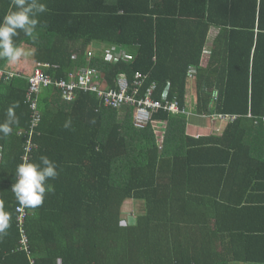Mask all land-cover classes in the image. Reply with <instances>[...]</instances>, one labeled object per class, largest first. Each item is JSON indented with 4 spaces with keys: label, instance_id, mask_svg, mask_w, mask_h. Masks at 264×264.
<instances>
[{
    "label": "trees",
    "instance_id": "1",
    "mask_svg": "<svg viewBox=\"0 0 264 264\" xmlns=\"http://www.w3.org/2000/svg\"><path fill=\"white\" fill-rule=\"evenodd\" d=\"M41 2L47 11L33 35L21 31L14 39L35 67L48 65L45 75L66 79L92 67L108 89H119L122 77L132 87L140 75L141 95L155 84L153 97L160 99L170 83L171 100L184 108L188 70L195 68L198 114L220 125L219 115L235 119L225 123L221 135L195 139L185 136V115L162 110L145 129H137L127 106L107 108L97 94L80 90L68 102L57 88H44L30 162L47 156L57 164L58 176L48 180L53 191L42 205L25 206L29 215L22 224L11 188L25 154L20 133L30 126L26 95L33 72L0 80V123L14 104L18 120L9 135L0 133V201L9 214V227L0 234V264H138V256L159 248L154 234L167 227L157 225L158 218L184 225L192 219L191 232H207L198 206L188 209L205 198L213 202L209 220L222 230L235 212L251 229L250 222L264 219L263 208L254 207L250 197L264 190V0ZM11 3L0 0V19ZM108 54L119 61H109ZM162 121L168 123L164 145L156 134ZM173 146L181 148L178 153H169ZM199 182L205 191L194 189ZM130 199L142 202L145 212L136 225H122V207Z\"/></svg>",
    "mask_w": 264,
    "mask_h": 264
},
{
    "label": "crops",
    "instance_id": "2",
    "mask_svg": "<svg viewBox=\"0 0 264 264\" xmlns=\"http://www.w3.org/2000/svg\"><path fill=\"white\" fill-rule=\"evenodd\" d=\"M206 59L204 58L202 61L203 67L206 66ZM5 70L8 71L7 67ZM194 81L195 80H189L188 84L190 90L192 91L191 96L194 99V103L189 105L187 96L185 105L187 106V109L191 107L196 108L195 103L197 95L193 88ZM214 94L213 100H215ZM193 115L195 116L188 117L190 121H188V118L183 121L184 125L182 124V126L185 131V136H189L192 130H194L195 137H206L211 136V134L221 135V132L225 128V125H220V123L217 122L214 127L219 129V133H215L214 129H212L210 135L204 136L200 133L196 135L197 128L195 125L202 120L199 119V117H205L203 122L207 124L202 125H211V123L209 121L210 119L206 115L198 114V112ZM203 127H201L200 130H204ZM167 132V122L157 124L156 134L160 144L164 145ZM252 146H257L255 139H252ZM174 149H176V146L171 147V150ZM211 174L212 173H205L204 175L207 176ZM193 184L195 190L205 191V187L202 186L200 182L198 184ZM248 193H250V191H248ZM257 193L258 194H250L254 204L253 206L263 208L264 211V190L258 189ZM228 194L230 193L228 192L227 195ZM251 195L258 198L257 203H255V197H252ZM205 199L206 201L203 204L201 203L203 199L201 201L197 200V203H190L188 209H197L198 206L200 212V224L204 226L207 224L205 228L207 229L208 235H204V233H207L206 231H200L199 233L191 232L190 229L195 230L194 228H190L194 226L191 218L186 225H184L185 221L183 220L166 219V221L163 222L160 218H158L156 219V224H164L167 227L166 229L156 230L157 232L154 234V236L158 238L156 243L159 248L154 249L151 255L145 253L138 256V264H264V219L262 221L255 219L253 223L250 222L253 227V229H251L248 222L244 220L245 218L241 219V217H237L239 212H235L233 216L231 215V219L225 220L227 223H224L225 221L223 222L224 229L222 230V226L217 228L215 222L209 220V217L213 212V202L210 200L211 198ZM126 202H129V200ZM221 213L227 212H225L224 208H222ZM124 215V210H122V225H125L126 223L136 225L141 214L135 218L136 220H134V222H129L124 218ZM246 257L249 259H246Z\"/></svg>",
    "mask_w": 264,
    "mask_h": 264
},
{
    "label": "built area",
    "instance_id": "3",
    "mask_svg": "<svg viewBox=\"0 0 264 264\" xmlns=\"http://www.w3.org/2000/svg\"><path fill=\"white\" fill-rule=\"evenodd\" d=\"M118 57L114 58L112 54H108V60H114L115 63L119 61ZM74 59H77V56H74ZM47 67L48 65L38 64L35 67L33 74L29 77L27 101L32 110V123L30 130L25 133L28 138V142L25 148L23 161L25 159L30 161L31 153L33 148H35L32 137L35 129L41 122V114L38 110V100L39 94L44 88L52 86L57 88L62 92V97L68 102L75 100L77 97L76 93L80 90L85 93L89 92L97 94V96L103 101L104 106L107 108L120 110L122 107L127 106L131 108L132 121L134 127L137 129H145L152 121L153 116L162 110L172 114L190 115L186 108L180 107L177 99L171 100L172 98L170 92L172 88L170 84H168L164 89L161 94V98L156 100L153 97V93L156 89L155 84H153L144 94H140V89L144 84V79L140 75L135 77L132 87L129 86L125 77H122L118 80L119 89H108L107 85H104V83L99 84L97 81L98 71L95 68L90 67L73 71L68 74L66 79H53L44 74V69ZM195 74L196 69L190 68L188 70L189 80H193L195 78ZM15 75V73L0 69V80H3L4 82L12 80ZM216 98L217 93L214 94V99ZM217 118L221 121H225L226 124L235 119V117H228L225 115H219ZM18 214L19 220L23 224L28 215L25 206L21 205L18 207ZM22 243L23 246L26 247L28 240L24 238Z\"/></svg>",
    "mask_w": 264,
    "mask_h": 264
},
{
    "label": "clouds",
    "instance_id": "4",
    "mask_svg": "<svg viewBox=\"0 0 264 264\" xmlns=\"http://www.w3.org/2000/svg\"><path fill=\"white\" fill-rule=\"evenodd\" d=\"M46 11L47 6L41 0H12L7 14L0 19V58L6 59L9 63H16L22 57L30 54L18 46L14 38L21 31L27 36H32L37 25L40 23L39 16ZM26 104L31 111L30 126L20 133V136L26 139L25 148L28 142L25 133L30 130L32 123V110L27 101V95ZM15 107L16 105L14 104L8 108L7 119L3 123H0V133L4 135H9L13 131V125L18 123L15 116ZM39 112L42 121V113L40 110ZM70 124L71 121L66 122L65 127H69ZM34 134L32 141L35 148L33 149H36L37 145L34 143ZM199 138L201 137H195V139ZM57 176V164L47 156H41L39 162H30L25 159L16 168V182L12 185L11 190L20 205L35 208L42 205L47 192L53 191L52 186L47 182L49 179H54ZM27 213L29 215L28 210ZM8 227L9 214L3 210V201H0V234L5 233Z\"/></svg>",
    "mask_w": 264,
    "mask_h": 264
},
{
    "label": "rangeland",
    "instance_id": "5",
    "mask_svg": "<svg viewBox=\"0 0 264 264\" xmlns=\"http://www.w3.org/2000/svg\"><path fill=\"white\" fill-rule=\"evenodd\" d=\"M102 50H103V48L99 49V51H102ZM4 62L6 63L7 70L8 71L10 70L9 72H12V73H15V74H22V75H25V76H29V75L32 74L33 70L35 69V66H34L35 63L33 61H29V60L25 59L24 57H22L16 63H9V62H7V60H4ZM189 92H190V94H189ZM191 94H192V91L189 89V91H188V103H189V105H192L194 103V99L192 98ZM183 107L186 108L187 106L184 105ZM187 112H189L190 115L189 116L185 115L186 118L191 117V116L192 117L195 116L193 114H196L197 110H196L195 107H191V108L187 109ZM176 115H178V114H176ZM204 118L205 117H199V119H202V120L199 121L198 124L196 123L197 125H195V127L197 128L196 135L199 134V133L203 134L204 136L205 135H210V132H212L211 131L212 129H214L215 133H217V132L219 133V129L214 127L215 123H217V119L216 118L214 119L212 117H208L210 119L209 121H210L211 125H202V124H207V123L203 122ZM188 121H190L189 118H188ZM221 125H225V121H222ZM203 126H205L206 128L203 127ZM201 127H203L204 130H200ZM189 136L195 138L194 130L191 131V134ZM179 141H180V143H177V145L178 146H182L183 145V140L181 138H179ZM178 146L174 150H169V153L170 154L171 153H178V151L181 149ZM6 160L9 161V159H6ZM122 210H124V213H125L124 218L127 219L129 222H134V220H136L135 218H137L140 214H142L145 211V208H144V204L143 203H141V202H133L132 199H130L129 202H126V204L124 205V208L122 207Z\"/></svg>",
    "mask_w": 264,
    "mask_h": 264
},
{
    "label": "bare ground",
    "instance_id": "6",
    "mask_svg": "<svg viewBox=\"0 0 264 264\" xmlns=\"http://www.w3.org/2000/svg\"><path fill=\"white\" fill-rule=\"evenodd\" d=\"M63 79V78H62ZM108 81V80H107ZM94 96V95H93ZM102 105V104H101ZM218 228V227H217Z\"/></svg>",
    "mask_w": 264,
    "mask_h": 264
}]
</instances>
